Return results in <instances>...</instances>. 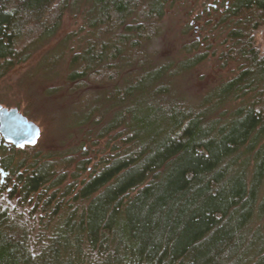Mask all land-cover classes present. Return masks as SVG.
<instances>
[{"label": "trees", "instance_id": "trees-1", "mask_svg": "<svg viewBox=\"0 0 264 264\" xmlns=\"http://www.w3.org/2000/svg\"><path fill=\"white\" fill-rule=\"evenodd\" d=\"M167 7L0 0V80L52 43L65 13L85 30L21 80L28 109L63 95L75 141L45 153L41 129L6 164L9 197L49 231L31 248L34 228L0 205V264H264V0H230L215 27L226 32L219 60L236 70L199 92L191 77L210 48L166 42Z\"/></svg>", "mask_w": 264, "mask_h": 264}, {"label": "rangeland", "instance_id": "rangeland-1", "mask_svg": "<svg viewBox=\"0 0 264 264\" xmlns=\"http://www.w3.org/2000/svg\"><path fill=\"white\" fill-rule=\"evenodd\" d=\"M212 3H215V0H168V7L164 18L167 34L165 37L166 42L174 44V48L176 45L177 50L180 48L181 43H187L191 40L200 41L203 49L210 48L207 59L192 73L191 87L194 89V92L196 91L195 89H199L198 92L202 91L206 87L205 85L230 77L236 70V66L232 62L223 64L219 60V53L225 47L223 40L226 32L222 25L215 27L221 15L215 9L211 10ZM207 5L210 7V10H207ZM186 24H190L191 26V28L187 29V33H185ZM84 31V23L80 15L75 16L65 13L62 18L61 29L52 43L38 51L28 62L15 67L6 77L0 80V103L8 107L19 105L20 110H24L33 117L35 123L40 125L44 133H42L43 138L41 139L39 148L45 147L43 149L45 153L49 151L62 152L74 144V137H70L67 124L63 122L71 114L72 107L69 105L63 106V103H65L62 99L63 95L59 93L50 99L39 98L37 102H30L34 107L28 109L29 101L24 97V88L21 86V80L28 72H34L38 67L42 54L48 48L67 36H70V50H75L78 45V39L83 35ZM255 38L256 45L264 51V26L255 32ZM174 50L177 51L176 49ZM57 54L58 51L55 53V56ZM46 66H50L47 67L50 74H54L58 70L53 64H47ZM62 79H64V76L60 72V75L53 78V83L50 81L46 82L45 84L47 85L43 88L52 86L55 82H59V80L62 82ZM57 111L61 113V120L59 122L53 118V113ZM4 183V181L2 183L0 181V205L8 209L13 217H17L20 214L23 215L22 219L27 220L31 224L30 227L34 228L30 241L31 248L40 247L45 236L41 237L42 239L39 236L46 234V232V237L48 236L49 230L47 231L44 228L47 224V219L39 223L41 213L38 212L36 215H30L31 210L28 207L20 206L17 203L18 196L9 197L11 186H2Z\"/></svg>", "mask_w": 264, "mask_h": 264}, {"label": "water", "instance_id": "water-1", "mask_svg": "<svg viewBox=\"0 0 264 264\" xmlns=\"http://www.w3.org/2000/svg\"><path fill=\"white\" fill-rule=\"evenodd\" d=\"M7 114L4 133L7 141L17 147L24 145L35 146L41 136V128L34 121L27 119L16 108L10 109Z\"/></svg>", "mask_w": 264, "mask_h": 264}, {"label": "flooded vegetation", "instance_id": "flooded-vegetation-1", "mask_svg": "<svg viewBox=\"0 0 264 264\" xmlns=\"http://www.w3.org/2000/svg\"><path fill=\"white\" fill-rule=\"evenodd\" d=\"M229 2L230 0H215V3L211 4L212 7L211 10L215 9V11H217L218 14L223 15L228 8ZM208 9L210 10V7H208L207 5V10ZM12 108L14 107H8L0 103V181L1 183L3 181L5 182L7 176L9 175V171L5 170L6 164L12 162L14 155L17 151H21L29 146V145H24L22 147H17L12 142L7 141L5 138L4 128H5V123L7 121L6 120L7 114L4 111L6 110V112H8ZM19 112L23 116H25L21 111Z\"/></svg>", "mask_w": 264, "mask_h": 264}]
</instances>
